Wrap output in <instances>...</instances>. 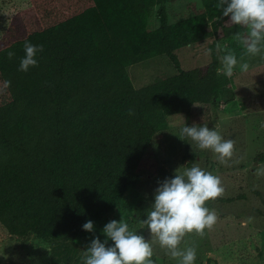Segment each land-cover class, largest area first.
Returning a JSON list of instances; mask_svg holds the SVG:
<instances>
[{
	"label": "trees",
	"instance_id": "1",
	"mask_svg": "<svg viewBox=\"0 0 264 264\" xmlns=\"http://www.w3.org/2000/svg\"><path fill=\"white\" fill-rule=\"evenodd\" d=\"M176 1L29 0L0 38V224L11 236L50 241L52 264H83L75 243L83 225L140 184L167 117L184 115L190 126L197 107L214 106L230 87L216 45L247 29L230 24L218 0H201L193 16L170 24L167 6ZM156 7L160 26L151 30ZM26 40L43 52L23 72ZM206 40L212 61L182 70L176 50ZM156 56L177 75L135 89L128 67Z\"/></svg>",
	"mask_w": 264,
	"mask_h": 264
},
{
	"label": "rangeland",
	"instance_id": "2",
	"mask_svg": "<svg viewBox=\"0 0 264 264\" xmlns=\"http://www.w3.org/2000/svg\"><path fill=\"white\" fill-rule=\"evenodd\" d=\"M193 5L200 9L202 1L178 0L169 4V23L193 16ZM29 6V0H0V38L13 16ZM157 10L158 7L148 22L151 30L160 26ZM212 42L206 40L176 50L182 70L191 71L208 65L212 54L206 55V51ZM223 46L234 51L238 61L247 62L249 70L241 72L238 64L233 76L228 77L230 87L218 103L197 107L190 126L206 124L224 139L234 140L232 160L228 165L221 164L213 152L200 150L188 138L181 140L177 136L180 129L187 126L186 117H167L168 129L155 136L145 156L140 184L136 188L130 187L121 205L94 224V232L86 231L84 237L75 241L84 251L95 237L103 242L106 238L102 233L104 226L121 217L146 240H152L150 231L142 228L139 220L147 218L159 182L173 178L178 168L183 171L198 164L221 178L225 194L206 205L218 216L215 227L203 238L187 236L181 247H196L195 264H264V162H257L264 154V59L244 56L241 60L245 49L235 38ZM127 73L134 88L141 89L174 77L177 69L168 57L156 56L128 67ZM220 73L223 74L222 64ZM152 243L155 264H177L158 242L152 240ZM112 244L109 240L108 246ZM52 245L34 234L11 236L0 224V264H52Z\"/></svg>",
	"mask_w": 264,
	"mask_h": 264
},
{
	"label": "clouds",
	"instance_id": "3",
	"mask_svg": "<svg viewBox=\"0 0 264 264\" xmlns=\"http://www.w3.org/2000/svg\"><path fill=\"white\" fill-rule=\"evenodd\" d=\"M214 7L224 17L230 18V24L247 29L243 35L237 33L234 37L245 49L241 60L244 56H260L264 59V0H218ZM23 48L25 55L20 60L19 70L27 72L30 67L38 66L36 56L43 52V46L26 40ZM216 52L225 76L232 77L238 64L241 72L249 70L250 65L238 61L234 51L228 50L226 46L217 44ZM222 52L225 54L219 55ZM211 53V49L206 51V55ZM15 55V52L9 51L7 58L11 60ZM10 83L5 81V88ZM129 115H134V112L129 110ZM177 137L181 140L188 138L200 150L213 152L224 165H228L235 154V141L224 139L217 130L209 129L206 124H185ZM178 169L173 178H165L159 182L154 203L146 213L147 218L140 219L139 223L142 228L150 231L152 240L177 260V264H195L196 247L193 245L182 248L181 245L187 236L203 238L207 231L215 227L218 216L206 205L209 201L223 197L225 188L219 176L198 164L184 168L183 171ZM83 230L94 232V222L87 221ZM102 233L105 240L101 242L99 237L92 239L84 251L83 264H155L152 240H146L143 235L138 234V230L131 228L122 217L119 221L108 222ZM109 240L113 242L111 246H108Z\"/></svg>",
	"mask_w": 264,
	"mask_h": 264
}]
</instances>
